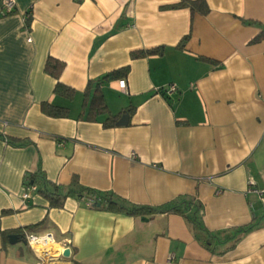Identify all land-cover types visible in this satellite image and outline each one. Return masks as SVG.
I'll return each instance as SVG.
<instances>
[{"label":"crops","instance_id":"obj_1","mask_svg":"<svg viewBox=\"0 0 264 264\" xmlns=\"http://www.w3.org/2000/svg\"><path fill=\"white\" fill-rule=\"evenodd\" d=\"M14 1L3 14L0 0V264H264V205L248 191L264 189V0H204L205 14L170 7L180 0ZM47 57L72 96L54 93ZM124 67L125 90L103 78ZM97 90L106 110L88 118ZM35 171L139 205L195 195L211 231L259 225L217 255L178 214L49 207L34 187L23 200ZM25 231L55 243L42 253Z\"/></svg>","mask_w":264,"mask_h":264},{"label":"trees","instance_id":"obj_2","mask_svg":"<svg viewBox=\"0 0 264 264\" xmlns=\"http://www.w3.org/2000/svg\"><path fill=\"white\" fill-rule=\"evenodd\" d=\"M170 7H188L192 12L197 10L201 14H205L208 11L207 4L204 0H180L177 4L171 5ZM158 51L159 48H153L147 51H136L131 55L138 58L146 53H156ZM62 68L63 62L53 57H47L44 64V71L57 80L54 86V93L70 97L74 91L58 81ZM127 71L128 69L126 67L120 68L105 74L103 78H124ZM87 107L88 118H92L94 114L106 110L105 103L102 97H100L98 90L90 99ZM41 108L45 114L54 117L66 116L68 110L65 106H58L46 101L41 103ZM116 117L117 115H109L103 123L104 126H112L115 123ZM25 186L34 187L35 192L48 201L49 207H61L64 201L70 197L93 209L123 212L134 216H148L157 213L178 214L186 221L195 239L204 248L217 255L223 254L233 248L243 235L259 225V222H254L253 218L246 225L222 231H211L203 224V204L195 195H179L164 204L156 206L139 205L125 200L112 191H101L86 187L80 184L76 178H73L67 185L54 183L46 179L40 171H35L27 175L25 177Z\"/></svg>","mask_w":264,"mask_h":264},{"label":"built area","instance_id":"obj_3","mask_svg":"<svg viewBox=\"0 0 264 264\" xmlns=\"http://www.w3.org/2000/svg\"><path fill=\"white\" fill-rule=\"evenodd\" d=\"M14 5H15V1L14 0H4L3 8L1 9V12L3 14L11 12L13 10V8H14ZM28 17L29 16L26 15L25 16V20ZM118 87L121 90H125L126 89V81H125L124 78L118 80ZM174 90H175L174 85H170L167 88L158 89L157 91L159 93L170 94ZM30 189H31L30 187H26L25 188V192L23 194V200H26L27 198L30 197ZM248 191L254 192L258 196V199L260 200V202L262 203V205H264V189L257 190V189L250 188ZM23 237H24L25 241L31 247H34L36 249H39L42 253H46V252H44L42 250V249H44V247L46 245H48L50 243H55L54 242L53 235L51 233H43V234H40V235H35L33 233H30V232H26L25 231L23 233ZM66 243L68 244L69 241L66 240L65 243H63L60 246H58L57 248H55V250H52L53 252L49 251L50 253H52L50 255V257L51 258H56V257L62 256V253L65 250V247L64 246H65ZM49 252H48V255H49Z\"/></svg>","mask_w":264,"mask_h":264},{"label":"water","instance_id":"obj_4","mask_svg":"<svg viewBox=\"0 0 264 264\" xmlns=\"http://www.w3.org/2000/svg\"><path fill=\"white\" fill-rule=\"evenodd\" d=\"M127 120H128V114L127 113H124L123 115H121L120 119L117 121V125H126L127 124ZM12 237L15 238V235H12ZM13 242V241H12ZM69 249H65L62 253V256L66 257L69 255Z\"/></svg>","mask_w":264,"mask_h":264},{"label":"rangeland","instance_id":"obj_5","mask_svg":"<svg viewBox=\"0 0 264 264\" xmlns=\"http://www.w3.org/2000/svg\"><path fill=\"white\" fill-rule=\"evenodd\" d=\"M54 248L56 247V245L53 246Z\"/></svg>","mask_w":264,"mask_h":264}]
</instances>
